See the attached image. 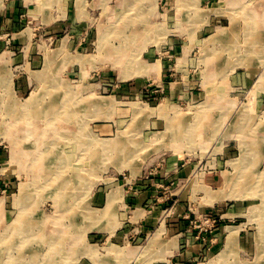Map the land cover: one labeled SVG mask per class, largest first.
I'll list each match as a JSON object with an SVG mask.
<instances>
[{"label": "rangeland", "instance_id": "obj_1", "mask_svg": "<svg viewBox=\"0 0 264 264\" xmlns=\"http://www.w3.org/2000/svg\"><path fill=\"white\" fill-rule=\"evenodd\" d=\"M122 1L118 0L114 13L105 0L100 9L99 0L95 4L91 0H0V264H47L45 254L56 252L58 245L53 241L49 246L42 233L55 235L63 223L62 232L75 233L83 255H88L90 235L103 241L106 227H117L121 216L129 218L136 208L129 206L124 214L118 198L108 202L107 194L125 181L126 174L144 168L142 178L155 188L154 201L144 202L140 209L149 210L157 228L160 222L173 228L176 224L179 232V226H184L185 242L205 244L187 264H264L260 254L264 231H254L264 228V55L249 58V63L233 58V66L259 71L231 79L219 74L225 71L223 63L214 69L216 58H207L206 41L199 49L183 43L177 49L180 54L166 61L168 79L164 80L158 56L163 47L155 57L149 59L148 54L180 32L170 20L174 5L135 0L148 8L152 30L146 37L150 46L143 52L137 49L140 38L125 30L138 15L119 12L125 8ZM198 15L202 18L201 12ZM253 15L252 9L244 8L221 20L223 27L233 23L243 30L242 49L257 37ZM87 23H95L98 31L93 33L92 27L89 32ZM229 35L237 38L236 33ZM220 42L218 51L224 44ZM130 76L131 80L123 81ZM31 96L36 97L35 107L41 103L48 110L28 117L24 109L32 107ZM103 124L110 125L106 132L99 128ZM61 126L67 130L61 133ZM41 127L44 131H38ZM55 141L57 146L52 148ZM66 151L72 158L64 166ZM163 167L169 171L163 174ZM187 167L190 173H180ZM245 172L259 176L261 184L245 182L241 175ZM64 184L66 191H61ZM243 191L247 196L216 195ZM230 208L232 222H224L222 214ZM17 218L16 225L31 221L33 231L12 232L8 224ZM241 222L253 225L259 251L254 247L249 252L238 241L230 250L224 248L225 235L221 240L216 229ZM109 248L111 258L106 254L98 261L107 257L111 264H148L150 260V255L127 257L117 251L120 247ZM23 257L24 261H17Z\"/></svg>", "mask_w": 264, "mask_h": 264}, {"label": "crops", "instance_id": "obj_2", "mask_svg": "<svg viewBox=\"0 0 264 264\" xmlns=\"http://www.w3.org/2000/svg\"><path fill=\"white\" fill-rule=\"evenodd\" d=\"M98 1V0H97ZM111 6V11L113 10L114 13H116V9H118V0H105ZM156 1V0H155ZM163 2H167L169 4H173L174 13H172V17H170V20L173 19V23H175V27L178 28L179 33H173L171 38H168V40L162 41V43L157 45L155 50L149 52V59L152 57V55H157L161 51V47H163L162 54L159 56L160 61V69L159 74L162 79L166 80L168 79V64L166 61H168L173 55H178L180 52H177V49H180L182 44L185 45H194L195 48L199 49L200 44L202 42H207V58H216L215 60V67L214 69H218L219 63H223V69L225 71H221L219 74H224L227 77L242 79L246 78V72L255 69L256 71H259L258 69L254 68L253 66L248 67L247 65L245 67L239 66H233V58H238L239 61L245 63L251 62L253 58L264 55L263 50V41H264V0H162ZM161 1V2H162ZM227 1V2H226ZM230 1V2H229ZM95 4V0H91V3ZM131 2V3H130ZM209 2H214L211 4H208ZM98 3V2H96ZM125 8H120L119 12L124 13L126 15H138L135 18V23L128 27L125 30L133 31V37L138 39L140 38V41L138 42V48L145 51L146 47L150 46V39L146 38L148 37V33L151 30L150 23H148V8L143 7L139 5L135 0H124L121 2ZM226 3V4H225ZM231 3V4H230ZM233 3V4H232ZM236 3V4H235ZM103 4V0H99V3L97 4V8L100 9V5ZM241 4V5H240ZM117 5V6H116ZM235 5V6H234ZM229 8H228V7ZM217 7V8H216ZM160 8L164 9V7ZM244 8L252 9L254 12V15L252 17L253 20V32L255 34V40H248L246 44L248 43H256V46L254 48H247V46L242 49L241 44L243 42V30L238 28V24L236 26H233L232 24L226 25V27H223V25H220L223 23L221 20H226L227 16H231L232 11L234 10H240ZM96 8L92 7V12H94ZM154 9H157L156 2L154 3ZM216 9L218 11H216ZM153 10V9H152ZM153 12V11H152ZM201 12V17L199 18L198 13ZM160 13V11H159ZM165 14L163 12L160 13ZM167 14V13H166ZM165 14V15H166ZM229 14V15H228ZM256 14V15H255ZM227 15V16H226ZM262 15V16H261ZM93 16V14H92ZM102 15H99L96 19L100 18ZM226 17V18H225ZM261 18V19H260ZM230 19V17H229ZM229 21V20H228ZM230 22V21H229ZM261 22V23H260ZM231 23V22H230ZM157 24V23H156ZM252 24V23H251ZM89 29V32L92 27L93 33H96L98 31L97 27H95V23H87ZM155 25V24H154ZM232 26V27H231ZM132 28V29H131ZM153 29V28H152ZM258 29V30H257ZM96 30V31H95ZM250 29H248L249 32ZM152 31V30H151ZM185 31V32H184ZM187 31V32H186ZM218 31V33H217ZM228 31V32H227ZM237 34L236 37H232L229 34ZM261 32V35H260ZM259 35V36H258ZM207 36L206 38H203ZM220 41H222L223 48L221 51H218L219 49H215L216 45L217 48H220ZM259 41V42H258ZM231 42V43H230ZM233 42V43H232ZM258 42V44H257ZM235 43V44H234ZM232 44V45H231ZM236 45V48H234V45ZM156 45V44H155ZM170 46V48H169ZM175 51L172 54V51ZM217 50V51H216ZM168 52L171 54L169 56ZM251 52V53H250ZM182 54V53H181ZM199 54V52H198ZM236 54V55H235ZM218 56V57H216ZM254 56V57H250ZM155 57V56H154ZM249 58L251 60H249ZM219 59V60H218ZM222 60V61H221ZM253 65V63L251 64ZM222 67V66H221ZM220 67V68H221ZM255 67H258L257 65ZM234 68V69H233ZM152 69V68H151ZM238 69V70H237ZM157 70V69H156ZM226 72V73H224ZM150 73H152L150 71ZM158 73V71H157ZM246 73V74H245ZM133 78V77H132ZM127 79L131 80V76L127 77L126 80L123 79V81H127ZM248 79V78H247ZM246 79V82H249V80ZM172 83V82H171ZM244 85L245 82H242ZM36 115V114H33ZM62 128V126H61ZM99 128L104 130H108L110 128V125L103 124L99 126ZM45 129V128H44ZM44 129L41 127L38 131H44ZM70 138L74 139V137L71 136V134L68 135ZM60 137L55 138V140H59ZM71 140V139H70ZM74 142L71 141L72 145H75ZM57 141L53 142L52 146L55 147ZM69 143V142H68ZM70 144V143H69ZM59 145V144H58ZM57 146V145H56ZM64 147L65 144H62ZM69 146V145H68ZM68 152V157L66 158L67 161H71L70 154L71 152ZM64 161V166H66V163ZM169 165V164H168ZM145 169V168H144ZM139 169L137 172H130L128 175L126 174L125 181L121 182L119 186L112 189L107 197V201L112 202L113 200H116L118 198V207L125 212L124 214H127L129 212L128 207L133 206L136 207L132 213L133 215L127 218L125 215L121 216L120 221L118 222V226L114 227L113 229H108L106 227V230L104 231L105 235H103L105 242L101 241V236L98 235H90V242H91V251L88 252V255H83L81 248H82V242H80V239L78 237H75V233H73L72 236L65 235L62 231L63 228L66 227V224L63 223L62 228L58 227V231L56 233V238L54 235H48L50 234H42L41 239L44 240V242L47 243L50 241L56 242V245H58L57 249V256L53 255L55 252L52 251L45 254V261H47V264H111V261L106 257V261H98L99 257L110 255L111 258V252H110V246H117L120 248H117V251H120L123 256H130V255H150L148 258H150L148 264H187L190 260H192V254L196 252H200L205 249L202 241H196L195 243H188L187 239L185 242L184 235L182 234L184 231V226H179L180 232L177 230V225L175 224V227L172 226H166L165 223L160 222L159 228H157V220L155 218H150V215H148L149 210L140 209L141 205L144 202H147L148 205H151L153 203V197L152 195L154 192V187L149 186V181H144L142 176L144 175L146 169ZM160 171L164 174L165 172H168L169 170H166L163 168L160 169ZM190 173V167H187L184 170H180V173ZM171 173V172H170ZM117 189V191H114ZM133 189L134 191H130ZM101 194V193H99ZM112 197V198H111ZM117 197V198H116ZM71 206L73 205L70 201ZM70 206V207H71ZM73 207V206H72ZM71 207V208H72ZM232 207V206H231ZM70 209V208H69ZM233 208H230L229 211L225 214H222V219H228L231 217L230 210ZM142 211L138 216H136L135 212ZM122 215V213H121ZM234 216V215H233ZM233 218V217H231ZM175 220V219H174ZM156 221V222H155ZM226 220H224L225 222ZM232 222V220H230ZM17 221L16 223H18ZM16 223L9 224L8 226L11 227V229L16 231V234H21L22 231L28 232L29 230L33 231V228L35 227L34 224L32 225V222L24 219L20 222L22 225H16ZM30 224V225H29ZM224 224V223H223ZM226 224V223H225ZM149 225V226H148ZM31 226V228H29ZM148 226V228H147ZM225 226V225H224ZM220 226L216 229V234L223 240V235H225V244L224 248L230 249L232 243H240V246H244L247 248V251H254V247L257 250L258 249V237L256 235H252V227L253 225H249L244 223H240L238 225L234 224H227L225 227ZM15 227V228H14ZM33 227V228H32ZM151 227L155 229H151ZM168 227V228H167ZM17 228V229H16ZM234 228V229H233ZM47 229V228H46ZM52 229V227H51ZM151 229V230H150ZM161 229V230H160ZM150 230V231H149ZM235 230V231H234ZM160 231V232H158ZM230 231V234H229ZM256 232L258 231H264V228L260 230V226L254 230ZM102 232V231H101ZM235 232V234H234ZM250 233L249 236H247L248 233ZM46 233V232H45ZM44 235V237H43ZM45 236L49 237L46 238ZM62 237V238H61ZM186 237V236H185ZM235 237V238H234ZM69 238V239H68ZM234 238V239H233ZM53 239V240H52ZM232 239V240H230ZM49 240V241H48ZM69 242V243H68ZM109 246H104L103 243ZM110 242V243H109ZM222 242V241H221ZM49 243V246H50ZM137 244L134 246V244ZM147 243V244H146ZM19 243H17L18 245ZM141 244V245H140ZM231 244V245H229ZM16 245V243H15ZM216 246V244H215ZM53 247H56L55 245ZM220 247V245H219ZM62 251H61V250ZM109 250V251H108ZM210 251V250H209ZM55 253V254H56ZM258 254V253H257ZM261 255H264L263 253H260ZM54 256V257H53ZM57 258V262H53V260ZM67 258V259H66ZM20 259V260H19ZM145 258V262H146ZM25 258H17L18 262L24 261ZM27 260V259H26ZM41 260V259H39ZM44 260V259H43ZM62 260V261H60ZM155 260V261H154ZM151 261L153 263H151ZM60 262V263H59ZM155 262V263H154ZM219 262V261H217ZM220 263V262H219ZM127 264V263H126ZM147 264V263H146ZM242 264H246L245 262H242Z\"/></svg>", "mask_w": 264, "mask_h": 264}, {"label": "bare ground", "instance_id": "obj_3", "mask_svg": "<svg viewBox=\"0 0 264 264\" xmlns=\"http://www.w3.org/2000/svg\"><path fill=\"white\" fill-rule=\"evenodd\" d=\"M231 1H233V0H231ZM43 2V1H42ZM227 2V1H226ZM230 2V1H229ZM226 4V3H225ZM231 4V3H230ZM233 4V3H232ZM236 4V3H235ZM241 5V4H240ZM235 6V5H234ZM228 7V6H227ZM217 8V7H216ZM229 8V7H228ZM216 11H218L217 9H216ZM262 16V15H261ZM261 19V18H260ZM261 23V22H260ZM258 30V29H257ZM255 32V31H254ZM260 35H261V32H260ZM248 36V35H247ZM259 36V35H258ZM253 38H254V36H253ZM251 39V38H250ZM254 40H255V42H256V39L254 38ZM253 40V41H254ZM247 42V41H246ZM259 42V41H258ZM258 42H257V44H258ZM231 43V42H230ZM233 43V42H232ZM235 44V43H234ZM233 44V45H234ZM232 45V44H231ZM256 46V43H254V42H252V43H250V44H247V48H254ZM207 48V47H206ZM207 50V49H206ZM251 53V52H250ZM236 55V54H235ZM216 57H218V56H216ZM40 75H41V73H40ZM43 75V74H42ZM41 75V76H42ZM40 77V76H39ZM56 95V94H55ZM57 96V95H56ZM71 97V96H70ZM36 97H34V96H31L30 97V99H29V103L31 102V104H30V106H32V107H30V110H25L24 108V111L27 113L26 115L28 116V117H30V116H32V114L34 113V114H36V113H39L40 114V112L42 111V110H44V109H47L48 110V106H43V105H41V103H39L40 105L39 106H37V107H35V99ZM38 98V97H37ZM40 98V97H39ZM53 98H55V97H53ZM40 102V101H39ZM44 102V101H43ZM57 102V101H56ZM80 102H82V101H80ZM86 102V101H85ZM84 102V103H85ZM28 103V104H29ZM57 103H59V102H57ZM56 103V104H57ZM61 103V102H60ZM83 103V102H82ZM81 103V104H82ZM28 104L26 105V107H28ZM50 104V103H49ZM87 104V103H86ZM50 105H52V103L50 104ZM97 105H99V103H97ZM97 105H95L96 107H98ZM104 105V104H103ZM55 106V105H54ZM34 107V108H33ZM74 107V106H73ZM79 107V106H78ZM19 108H20V106H19ZM33 108V109H32ZM51 107H49V109H50ZM60 108V107H59ZM54 109V108H53ZM75 109V108H74ZM87 109V108H86ZM57 110H59V109H57ZM21 111V110H20ZM53 112H55V109H54V111ZM64 113H65V111H63ZM75 112V111H74ZM86 112V111H85ZM50 113V112H49ZM72 113H73V111H72ZM37 115V114H36ZM50 115V114H49ZM52 115H53V113H52ZM77 115H78V113H77ZM33 117V116H32ZM49 117V116H48ZM57 117V116H56ZM38 118V117H37ZM80 118V117H79ZM54 120V119H53ZM19 123H21V122H19ZM52 126V125H51ZM47 128V127H46ZM22 130H23V128H22ZM67 129H65V128H61L60 129V132L62 133V132H64V131H66ZM75 135V134H74ZM84 137V136H83ZM50 139V138H49ZM48 141V140H47ZM46 141V142H47ZM107 143V142H106ZM105 143V144H106ZM36 144V143H35ZM94 144H96V143H94ZM98 144V143H97ZM103 144V143H102ZM109 144H110V142H109ZM111 144H112V142H111ZM37 146V145H36ZM51 146V145H50ZM49 146V147H50ZM96 146V145H95ZM100 146V145H99ZM103 146V145H102ZM105 146H107V148H108V145H105ZM112 146V145H111ZM117 146V145H116ZM31 148H33V147H31ZM36 148V147H35ZM45 148V147H44ZM52 148H53V146H52ZM58 148V147H57ZM92 148V147H91ZM93 149V148H92ZM103 149H105V147L103 148ZM110 149V148H109ZM82 150V149H81ZM96 150V149H95ZM113 150V149H112ZM50 151V150H49ZM62 151V150H61ZM78 151V150H77ZM76 151V152H77ZM88 151H89V149H88ZM87 151V152H88ZM92 151V150H91ZM98 151V150H97ZM46 152V151H45ZM86 152V153H87ZM107 152V151H106ZM105 152V153H106ZM55 153V152H54ZM60 153V152H59ZM91 153V152H90ZM58 154V153H57ZM63 155H65L64 153H62ZM70 154V153H69ZM88 154V153H87ZM93 154V153H92ZM96 154V153H95ZM68 155V154H67ZM76 155V154H75ZM114 155V154H113ZM72 156V155H71ZM77 156V155H76ZM45 157H46V155H45ZM54 157V156H53ZM58 157V156H57ZM98 157V156H97ZM49 158V157H48ZM56 158V157H55ZM107 158V157H106ZM77 159V158H76ZM88 159V158H87ZM100 159V158H99ZM15 160V159H14ZM77 161V160H76ZM87 161V160H86ZM81 162V161H80ZM93 162V161H92ZM65 163H67L66 161H65ZM83 163V162H82ZM90 163V162H89ZM86 164V163H85ZM85 164H83V165H85ZM75 165V164H74ZM86 166V165H85ZM92 166V165H91ZM97 166V165H96ZM99 166V165H98ZM83 168H84V166H83ZM95 168V167H94ZM51 169H53V167L51 168ZM57 169V168H56ZM55 169V170H56ZM87 169V168H86ZM82 171V170H81ZM89 171V170H88ZM58 172V171H57ZM62 173V172H61ZM65 173V172H64ZM74 173V172H73ZM247 172H245L244 174H246ZM33 174V173H32ZM74 174H76V173H74ZM81 174V173H80ZM243 177H245L244 178V180H245V182H247L248 184L250 183V185H256V184H258V185H260L261 184V181H260V178H259V176H257V177H253V175H252V173L251 174H249L248 176H247V174L246 175H243V173L241 174ZM41 177V176H40ZM56 177H58L57 175H56ZM64 177V176H63ZM60 178V177H59ZM68 178V177H67ZM46 179V178H45ZM52 179V178H51ZM65 179V178H64ZM77 179V178H76ZM55 181H57V179L55 180ZM58 181H59V179H58ZM53 183H54V181H53ZM87 184V183H86ZM81 185H83V184H81ZM257 185V186H258ZM88 186V185H87ZM84 187V186H83ZM31 188V187H30ZM61 189V191H63V190H65L66 191V186H65V184L64 185H62L61 187H60ZM255 189V188H254ZM258 189V188H257ZM256 189V191H258ZM59 190V191H60ZM70 190V189H69ZM75 190V189H74ZM25 191V190H24ZM64 191V192H65ZM255 191V192H256ZM31 193V192H30ZM59 193V192H58ZM254 193V192H253ZM247 192H245V191H243V193H237V192H233V193H231V194H219V193H217L216 195L218 196V198H224V197H229V198H231V197H245V196H247ZM62 195V194H61ZM215 195V196H216ZM261 195H263V194H261ZM264 196V195H263ZM26 197V196H25ZM58 198V197H57ZM112 198V197H111ZM212 199V198H211ZM264 199V198H263ZM71 200V199H70ZM213 200V199H212ZM1 203V202H0ZM18 203V202H17ZM66 203V202H65ZM64 203V204H65ZM25 204V203H24ZM253 207V206H252ZM111 209V208H110ZM109 212V211H108ZM24 213V212H23ZM24 216V215H23ZM74 216V215H73ZM22 217V216H21ZM19 218V217H18ZM15 219V221L17 222V221H19V219ZM74 220V219H73ZM15 222V223H16ZM2 223V222H1ZM14 224V223H13ZM12 224V225H13ZM9 225V224H8ZM18 226H19V224H18ZM10 227V226H9ZM11 228V227H10ZM29 228H31V226H29ZM33 228V227H32ZM17 229V228H16ZM46 229V228H45ZM234 229V228H233ZM10 230V229H9ZM51 230H54V229H51ZM30 231V230H29ZM235 231V230H234ZM11 232V231H10ZM9 232V233H10ZM12 232H14V229H13V231ZM27 232V231H26ZM26 232H24V233H26ZM46 232V231H45ZM43 234V233H42ZM45 234V233H44ZM55 234V233H54ZM229 234H230V231H229ZM234 234H235V232H234ZM0 235H1V233H0ZM29 235H31V234H29ZM28 235V236H29ZM52 235V234H51ZM56 235V234H55ZM54 235V236H55ZM2 236V235H1ZM36 236V235H35ZM72 236V235H71ZM43 237H44V235H43ZM46 238H49V237H47V236H45ZM10 238V237H9ZM62 238V237H61ZM235 238V237H234ZM233 238V239H234ZM12 239V238H11ZM30 239H32V238H30ZM69 239V238H68ZM53 240V239H52ZM230 240H232V239H230ZM15 241V240H14ZM21 241V240H20ZM49 241V240H48ZM17 243V242H16ZM48 243H50V241L48 242ZM69 243V242H68ZM259 243H261V242H259ZM19 244H20V242H19ZM9 245V244H8ZM17 245V244H16ZM21 245V244H20ZM59 245V244H58ZM229 245H231V244H229ZM2 246V245H1ZM59 246H61V245H59ZM259 247H261V244H260V246ZM263 247V246H262ZM2 250V249H1ZM53 250V249H52ZM61 250V249H60ZM230 250V249H229ZM263 250V249H262ZM62 251V250H61ZM258 251H259V249H258ZM5 252V251H4ZM56 252H57V250H56ZM55 252V253H56ZM45 253V252H44ZM49 253V252H48ZM54 253V254H55ZM224 253V252H223ZM1 255H2V253H1ZM4 255V254H3ZM43 255V254H42ZM46 255H47V253H46ZM58 254L56 253V256H57ZM5 256H6V254H5ZM16 256H18V255H16ZM33 256H35V255H33ZM54 257V256H53ZM56 259V258H55ZM67 259V258H66ZM2 260V259H1ZM20 260V259H19ZM45 260V259H44ZM54 261V260H53ZM41 262H42V260H41ZM62 264V263H61Z\"/></svg>", "mask_w": 264, "mask_h": 264}]
</instances>
